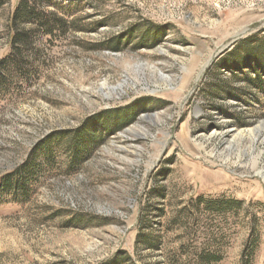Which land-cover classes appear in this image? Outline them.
I'll use <instances>...</instances> for the list:
<instances>
[{"label": "rangeland", "instance_id": "obj_1", "mask_svg": "<svg viewBox=\"0 0 264 264\" xmlns=\"http://www.w3.org/2000/svg\"><path fill=\"white\" fill-rule=\"evenodd\" d=\"M50 2L65 32L34 37L36 75L0 90V177L46 162L30 201L0 197V264H264V70L222 61L263 33L264 0ZM79 128L94 137L78 156L34 153Z\"/></svg>", "mask_w": 264, "mask_h": 264}, {"label": "trees", "instance_id": "obj_2", "mask_svg": "<svg viewBox=\"0 0 264 264\" xmlns=\"http://www.w3.org/2000/svg\"><path fill=\"white\" fill-rule=\"evenodd\" d=\"M9 2L10 0H0V8ZM44 2H50V0H18L11 12L8 21V46L5 49V53L0 55V90H2V86L12 90L18 88V83L9 77L14 70L20 74H26V81H28V78L36 75L34 64L28 62L23 56L25 51L31 49L33 42H35L34 37L39 35L49 36L48 41L52 42L57 34L65 32V28L69 22L61 15H58L57 12L45 9ZM24 24H30L31 27H23ZM245 42H247L245 43L247 45L244 55L236 50L231 53L228 59L224 58L222 61L228 60L227 62H231L232 60H237V62H233V65H245L256 68L257 73L259 69L264 70V31L262 34L253 35L247 38V40L245 39ZM113 48L120 50L119 43L116 42ZM261 75L258 74V76ZM126 120L122 121L117 128L120 129L124 124H127ZM69 136L70 139L68 141L65 135L60 133L49 136L46 140L38 143L34 153H38V155L45 153L48 155L47 159L51 161L53 146H51L50 140H54L58 143H67V147L73 148L74 153L78 156L89 148L88 145L94 134L90 130L79 128L74 130L72 135ZM77 156L74 155L75 158ZM33 158L32 155L11 172L0 177V197L12 196L15 201H20L21 198H24L26 201L31 200L34 189L33 185L46 163L42 162L39 158ZM201 203H203L202 195L196 197L195 206H199ZM225 205L228 208H238V205L234 206L233 202L214 200H210L206 206L207 209L215 208L217 212H220ZM146 242L153 245L155 243L154 236L146 237ZM253 247L254 243H251L245 250V262L251 257L254 250ZM200 258H205L208 262H219L222 260L221 256L215 251H203L200 253Z\"/></svg>", "mask_w": 264, "mask_h": 264}, {"label": "bare ground", "instance_id": "obj_3", "mask_svg": "<svg viewBox=\"0 0 264 264\" xmlns=\"http://www.w3.org/2000/svg\"><path fill=\"white\" fill-rule=\"evenodd\" d=\"M108 96H110L111 94L110 93H108L107 94ZM261 127V126H260ZM253 168V167H252ZM258 168V166H257V164H255L254 165V169H257ZM258 170V171H257ZM256 171H257V174H259V175H262L263 177H264V171L262 170V169H257Z\"/></svg>", "mask_w": 264, "mask_h": 264}]
</instances>
